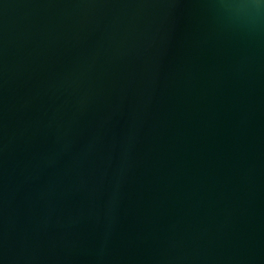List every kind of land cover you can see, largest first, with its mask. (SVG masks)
Segmentation results:
<instances>
[{
  "label": "water",
  "instance_id": "95a60500",
  "mask_svg": "<svg viewBox=\"0 0 264 264\" xmlns=\"http://www.w3.org/2000/svg\"><path fill=\"white\" fill-rule=\"evenodd\" d=\"M0 0V264H264V9Z\"/></svg>",
  "mask_w": 264,
  "mask_h": 264
},
{
  "label": "clouds",
  "instance_id": "9594fccd",
  "mask_svg": "<svg viewBox=\"0 0 264 264\" xmlns=\"http://www.w3.org/2000/svg\"><path fill=\"white\" fill-rule=\"evenodd\" d=\"M226 7L235 10L237 13L249 8H255L259 12V10L264 9V0H238V2L228 4Z\"/></svg>",
  "mask_w": 264,
  "mask_h": 264
}]
</instances>
